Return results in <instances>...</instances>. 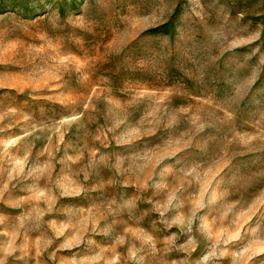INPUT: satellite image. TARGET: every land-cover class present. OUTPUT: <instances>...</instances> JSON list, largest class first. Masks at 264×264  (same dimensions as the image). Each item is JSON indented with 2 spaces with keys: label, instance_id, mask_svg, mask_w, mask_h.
<instances>
[{
  "label": "rangeland",
  "instance_id": "374dc122",
  "mask_svg": "<svg viewBox=\"0 0 264 264\" xmlns=\"http://www.w3.org/2000/svg\"><path fill=\"white\" fill-rule=\"evenodd\" d=\"M0 264H264V0H0Z\"/></svg>",
  "mask_w": 264,
  "mask_h": 264
}]
</instances>
